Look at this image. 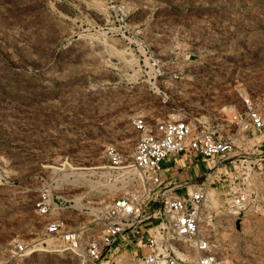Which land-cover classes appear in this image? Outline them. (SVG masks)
Wrapping results in <instances>:
<instances>
[{
	"label": "rangeland",
	"instance_id": "1",
	"mask_svg": "<svg viewBox=\"0 0 264 264\" xmlns=\"http://www.w3.org/2000/svg\"><path fill=\"white\" fill-rule=\"evenodd\" d=\"M244 96L264 115V0H0V264L16 241L37 264H75L46 225L72 229L127 188L103 147L128 156L135 116L198 117L232 133L233 165L207 184L200 228L214 264H264V130L242 127ZM40 193L52 199L45 214ZM119 242L112 264H135L133 244Z\"/></svg>",
	"mask_w": 264,
	"mask_h": 264
},
{
	"label": "built area",
	"instance_id": "2",
	"mask_svg": "<svg viewBox=\"0 0 264 264\" xmlns=\"http://www.w3.org/2000/svg\"><path fill=\"white\" fill-rule=\"evenodd\" d=\"M242 103V127L264 130L260 106L246 96ZM132 124L138 133L128 156L112 143L103 147V166L111 175L128 177L127 188L103 207L87 204L91 213L88 221L79 220L74 228L63 229L62 220L55 217L46 230L64 240V249L76 253L75 264H112L113 254L123 248L119 241L133 244L135 264H214L216 253L200 228L202 205L212 176L227 161L233 165L234 158L226 156L233 147L232 133L222 132L216 123L198 117L149 122L144 116H135ZM181 157H199L212 161V165L193 178L165 179L163 163L171 160L174 164ZM243 197L244 192H239L230 196V201L238 204ZM51 202L40 193L33 205L38 213L45 214ZM92 223L98 225L97 236L89 233ZM30 245L16 241L6 264H37L29 257L34 250ZM138 246H144V251L137 253Z\"/></svg>",
	"mask_w": 264,
	"mask_h": 264
},
{
	"label": "crops",
	"instance_id": "3",
	"mask_svg": "<svg viewBox=\"0 0 264 264\" xmlns=\"http://www.w3.org/2000/svg\"><path fill=\"white\" fill-rule=\"evenodd\" d=\"M168 169L163 168V177L170 181H178L185 178H193L200 174L199 169L192 167L184 157L176 160V163L170 165Z\"/></svg>",
	"mask_w": 264,
	"mask_h": 264
},
{
	"label": "bare ground",
	"instance_id": "4",
	"mask_svg": "<svg viewBox=\"0 0 264 264\" xmlns=\"http://www.w3.org/2000/svg\"><path fill=\"white\" fill-rule=\"evenodd\" d=\"M102 165H97V166H82V167H74V168H85V169H89V168H93V167H101ZM103 168V167H102ZM81 170V169H80ZM50 247H52L53 248V246H48V248H50ZM55 248V247H54ZM35 249V248H34ZM38 250H46V248H38ZM47 251V250H46Z\"/></svg>",
	"mask_w": 264,
	"mask_h": 264
}]
</instances>
